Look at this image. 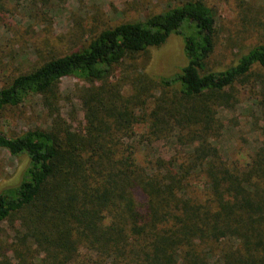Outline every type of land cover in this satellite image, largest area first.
<instances>
[{
  "label": "trees",
  "instance_id": "obj_1",
  "mask_svg": "<svg viewBox=\"0 0 264 264\" xmlns=\"http://www.w3.org/2000/svg\"><path fill=\"white\" fill-rule=\"evenodd\" d=\"M55 1L0 0V119L32 98L49 118L0 127L23 160L0 187V264H264V44L212 70L214 0H126L141 15L115 21L75 0L64 23ZM172 35L186 64L148 76L135 60ZM65 78L84 83L77 126ZM242 95L259 136L245 157L220 148Z\"/></svg>",
  "mask_w": 264,
  "mask_h": 264
},
{
  "label": "rangeland",
  "instance_id": "obj_2",
  "mask_svg": "<svg viewBox=\"0 0 264 264\" xmlns=\"http://www.w3.org/2000/svg\"><path fill=\"white\" fill-rule=\"evenodd\" d=\"M74 2L75 0L55 1L54 7L59 15L60 23H64L70 11L75 10L72 9ZM122 2L124 3L126 0H80L81 7L77 11L82 14L85 10H91L94 8L92 5L94 3L103 5L107 10V18L113 21L120 20L122 14L128 17L135 14L141 15L132 9H126L122 12L123 9L120 7ZM148 2L149 4L144 2L143 7L147 5L150 9L157 3V0ZM163 2L160 0L158 3L163 6L165 4ZM214 2L216 4V16L219 19V32L216 37L214 52L208 63L212 70H221L239 50H246L248 46L257 42L264 44V0H214ZM235 4H239V6L235 7ZM77 11L75 10V12ZM78 12L76 16H79ZM135 63L140 68L143 66V71L152 78L172 75L186 64L182 39L176 35L170 36L161 47L151 48L145 55L137 58ZM23 64L24 69L27 63L24 62ZM81 85L84 83L74 78H65L59 82L61 98L58 107L61 116L73 126H77L78 122L83 121L79 91L76 89L77 86ZM123 92L128 94L126 88ZM241 98L244 99V102L236 106L234 113L220 111V117L224 116L228 119L223 130L220 148L224 153H238L239 156L245 157L249 147L258 141L259 136L253 127L255 120H250L249 104L245 101L247 96L242 95ZM5 113L0 119V127L6 133L18 132L36 126H47L49 123V118L42 109L38 98H32L24 106L9 109ZM73 118L75 120H72ZM22 165L23 160H17L5 150L0 149V187L14 183Z\"/></svg>",
  "mask_w": 264,
  "mask_h": 264
}]
</instances>
